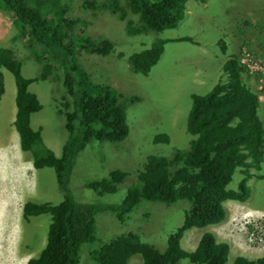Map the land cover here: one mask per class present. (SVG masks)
Masks as SVG:
<instances>
[{"label":"trees","instance_id":"1","mask_svg":"<svg viewBox=\"0 0 264 264\" xmlns=\"http://www.w3.org/2000/svg\"><path fill=\"white\" fill-rule=\"evenodd\" d=\"M187 1L84 0L82 6L84 9L104 8L117 15L126 22L129 34L149 30L158 33L177 26ZM55 2L57 0H0V8L14 17L18 29L14 37L28 36V47L43 66L40 77L52 76L66 88L60 114L66 118L68 140L62 156L56 157L45 148L40 132L32 126V114L40 108V101L36 93L28 90V85L38 77H25L13 50L0 46V65L11 71L15 79L18 106L15 125L21 146L33 152L36 166L55 168L59 184L66 193L58 204L26 202V217L40 213L52 215L47 244L29 264H78L83 247L96 241L99 245L88 254L95 260L94 264H130L129 259L134 254L142 255L138 264H180L185 257L198 264H225L230 245L218 241L212 232H203L192 251L181 247V239L189 228L222 221L226 215L224 201L246 200L250 195V167L253 164L260 167L264 157V104L246 82L244 73L248 65L240 57L227 59L222 66L226 79L216 81L203 94H192L187 120V130L192 134L189 149L172 151L169 157L150 155L122 201L105 204L101 197L116 192L126 179L127 172L121 169L111 170L108 177L87 181L83 196H73L70 189L77 153L93 140L114 143L123 140L129 133V125L117 95L107 85L90 81L80 72L83 68L79 63L81 49L106 55L113 49V42L102 36L93 39L84 35L86 20L67 17L68 5L55 11L49 6ZM130 11L132 15L128 16ZM156 38L152 47L131 55L135 71L147 74L160 59L164 44L170 39L156 41ZM192 38L186 36L188 41ZM63 57L67 60L62 61ZM77 73H81L79 78ZM4 80L0 72V99L6 91ZM155 140L169 141V137L159 133ZM237 170L244 177L235 189L229 184ZM180 199L187 200L189 207L184 208L188 209L184 220L169 236L163 250L141 240L133 231L109 240L96 231V217L105 210L115 212L124 220L142 200L172 204ZM233 264H264V255L256 259L237 256Z\"/></svg>","mask_w":264,"mask_h":264},{"label":"rangeland","instance_id":"2","mask_svg":"<svg viewBox=\"0 0 264 264\" xmlns=\"http://www.w3.org/2000/svg\"><path fill=\"white\" fill-rule=\"evenodd\" d=\"M81 1L57 0L49 6L56 11L68 5L69 15L72 16L76 10L77 14L73 16L86 20L85 35H91L92 22L103 26L106 37L116 43L102 57L81 49L79 63L83 68L80 72L85 73L90 81L107 85L122 94L119 101L125 108L129 133L117 143L93 140L77 153L73 170L75 177L70 189L73 196H83L87 181L108 177L111 170L121 169L127 172V177L118 190L101 196L105 204L120 202L150 155L169 157L172 151L189 149L192 134L187 130V120L192 94H203L216 81L225 80L227 73L222 66L229 58L240 57L248 65L249 69L244 73L246 82L264 104V0H188L176 27L158 33L132 35L126 31L125 21L105 9L97 14L95 9L80 12ZM4 13L0 10V19L11 22L12 19ZM11 24L14 26L13 22ZM14 31L16 35L18 29ZM10 34L8 27L0 31L1 38L8 39ZM186 36L193 38L188 41ZM155 38L156 41L170 39L164 44L160 59L147 74L135 71L131 55L152 47ZM0 45L15 51L25 77H37L42 73V64L29 48L23 46L20 36ZM66 60L62 58V61ZM0 71L4 72L7 86V92L0 101V196L5 197L1 202L6 204L9 195L6 187L10 182L13 201L19 206L16 205L15 210L19 211L14 215L18 214L21 219L19 230L14 235L18 236L22 231V236H18L16 242L23 243L25 252L32 253L29 256L33 257L38 256L47 244L52 215L40 213L24 220L25 202L58 204L66 193L59 184L54 167L35 168L30 153L20 148L13 126L16 112L14 75L1 66ZM77 75L79 78L81 73ZM30 90L39 96L43 106L41 111L32 115V125L41 129L44 143L56 155H61L68 140L66 118L58 112L59 98L65 93V87L61 81L49 76L34 81ZM132 96L138 99L130 100ZM159 133H166L169 141H156ZM248 159L251 160L252 156ZM250 172L249 197L246 200H227L226 218L221 222L186 231L181 240L184 250H194L202 233L211 231L218 240L230 245L225 264H233L237 256L256 259L264 254V157L260 167L253 164ZM243 177V173L237 170L229 187L236 189ZM187 207L189 202L182 199L172 204L142 200L124 220L113 211L101 212L96 217V231L105 240L133 231L141 240L163 250L169 236L182 224L188 210L184 208ZM97 245L98 241L86 244L78 264H94L95 260L88 254ZM9 258L11 264H23L17 261L16 255ZM141 260V254H134L129 262L138 264ZM180 264L198 263L185 257Z\"/></svg>","mask_w":264,"mask_h":264},{"label":"clouds","instance_id":"3","mask_svg":"<svg viewBox=\"0 0 264 264\" xmlns=\"http://www.w3.org/2000/svg\"><path fill=\"white\" fill-rule=\"evenodd\" d=\"M83 1L84 0H82L81 1V3H80V8L82 9V10H80V12H84V10H86V9H84L83 8V6H82V3H83ZM65 9V8H64ZM102 9H104V8H102ZM102 9H95V13L97 14L100 10H102ZM0 10H2V11H4L3 9H1L0 8ZM108 11V10H107ZM4 12H6V11H4ZM110 12V11H109ZM108 12V13H109ZM111 13V12H110ZM4 14H6V15H8L12 20H11V22H6L5 20H2V19H0V31L2 30V29H4L5 27H8L9 29H10V31H11V34H10V36L8 37V39H6V37L5 38H1L0 37V43H5V42H7V41H9V40H12V39H14L15 37V31H14V29H17V27L15 26V24H14V17L10 14V13H8V12H6V13H4ZM77 13H76V10L75 11H73V14H72V16L73 15H76ZM66 16L67 17H69V16H71V15H69L68 14V12L66 11ZM73 17H75V16H73ZM135 18L136 19H138V17L137 16H135ZM13 22V24H14V26L11 24ZM91 25H92V33H91V38H93V39H97V38H99L100 36H102V37H105V38H107L106 37V34H105V30H104V28H103V26H99V25H97V24H93L92 22H91ZM85 32H86V28H85V31L83 32L84 33V35H85ZM128 32V31H127ZM151 32H153V31H151V30H149L148 32H142L143 34H150ZM129 34V33H128ZM130 35H132V34H130ZM20 36V38L21 39H23V42H24V47L25 48H29L28 47V43H27V38H28V36L27 35H21V34H18L17 36H16V38H18ZM89 36V35H88ZM151 36V35H150ZM152 37V36H151ZM109 39V38H108ZM112 41V40H111ZM113 42V41H112ZM113 44H114V42H113ZM1 46V45H0ZM114 46H116V43L114 44ZM114 46H113V48H114ZM2 47H6V46H2ZM7 48H9V47H7ZM13 50V49H12ZM87 53H89V54H94V55H97L98 53H94V52H91L90 50H87ZM33 55V54H32ZM133 55V54H132ZM13 56L15 57V58H17L16 57V54H15V51L13 50ZM99 56H103L102 54H99ZM35 58V57H34ZM80 61H81V58L79 59ZM40 63V62H39ZM42 64V63H41ZM1 66V65H0ZM1 67H3V66H1ZM4 68V67H3ZM6 69V68H5ZM21 71H22V68H21ZM0 72H3V71H0ZM3 74H4V72H3ZM38 77V78H37ZM36 78L37 79H35V80H33V81H31L30 83H29V85H28V90L29 91H31L30 90V85L34 82V81H37V80H39V79H42L41 77H40V75L39 76H37ZM28 78H30V77H28ZM48 78V77H47ZM46 78V79H47ZM4 79H5V76H4ZM5 81V80H4ZM5 85H6V83H5ZM65 87V86H64ZM109 87V86H108ZM110 88V87H109ZM110 90H112L111 88H110ZM116 95H117V97H118V99H120V97H121V95L122 94H120L118 91H115V90H112ZM6 92H7V86H6V91H5V93L2 95V97H1V99H0V101L2 100V98H3V96L6 94ZM32 92V91H31ZM33 93H35V92H33ZM65 93H66V88H65ZM65 93L63 94V95H65ZM120 94V95H119ZM63 95L59 98V109H58V112L59 113H61L60 112V110L62 109V97H63ZM37 97H38V99H39V101H40V98H39V96L37 95ZM120 102V101H119ZM15 106H16V112H15V116H14V120H13V126H14V133H15V136H16V139H18V141H19V144H20V148L22 149V150H24L25 152H29L30 153V157L32 158V162H33V165H34V167L35 168H40V167H38V166H36L35 165V158H34V155H33V152L31 151V150H29V149H24L22 146H21V143H20V139H21V136H20V133H19V131L17 130V128H16V125H15V119H16V114H17V111H18V106H17V103H16V97H15ZM42 108H43V106H42V103H41V101H40V108L36 111V112H39V111H41L42 110ZM36 112H34V113H36ZM33 113V114H34ZM32 114V115H33ZM63 115V114H62ZM65 125H66V123H65ZM33 126V125H32ZM34 128V127H33ZM35 130H38L39 132H40V134H41V136H42V132H41V129L39 128V129H36V128H34ZM42 140H43V137H42ZM43 144H44V146H45V148L49 151V152H51V153H53L56 157H61L62 156V154H63V150H62V153H61V155H56L55 153H54V151H52L45 143H44V141H43ZM229 200V199H228ZM227 201V200H226ZM226 201H224V203H223V205L225 206V208H227L226 207V205H225V202ZM28 202V201H27ZM33 202H35V201H33ZM25 204H26V202H25ZM25 204H24V208H25ZM227 210V209H226ZM30 216H32V215H29V217ZM23 218H24V220H25V218H28V217H26V215H25V213H24V211H23ZM224 218H226V215H225V217ZM20 221H21V219H20ZM221 222V221H220ZM219 223V222H218ZM214 224H217V223H214ZM210 225V224H209ZM192 228H194V227H192ZM192 228H189L188 230H190V229H192ZM203 228V227H202ZM188 230H186V231H188ZM185 231V232H186ZM185 232H184V234H185ZM211 232V231H210ZM213 233V232H212ZM203 234V233H202ZM214 234V233H213ZM215 235V234H214ZM201 237V236H200ZM216 237V236H215ZM200 239V238H199ZM199 239H198V241H199ZM182 240V239H181ZM218 240V239H217ZM198 241H197V243H198ZM218 241H220V240H218ZM226 242V241H225ZM229 244V243H228ZM24 245H23V243H22V247H23ZM23 250L25 251V249H24V247H23ZM26 253H28V254H32V253H30V252H26ZM40 255V254H39ZM38 255V256H39ZM264 255V254H263ZM262 255V256H263ZM35 257H37V256H33V257H30L29 256V262H30V260L31 259H33V258H35ZM29 262L27 263V264H29Z\"/></svg>","mask_w":264,"mask_h":264},{"label":"crops","instance_id":"4","mask_svg":"<svg viewBox=\"0 0 264 264\" xmlns=\"http://www.w3.org/2000/svg\"><path fill=\"white\" fill-rule=\"evenodd\" d=\"M6 191L9 192L8 199L4 205L1 201L4 196H0V260L2 264H11L10 256L16 255L17 261L27 264L29 262V254L23 250L22 244L16 242V238L22 236V231L18 236H15V231L19 230V210H15V203L12 195V185L7 183ZM17 207H19L17 205Z\"/></svg>","mask_w":264,"mask_h":264}]
</instances>
